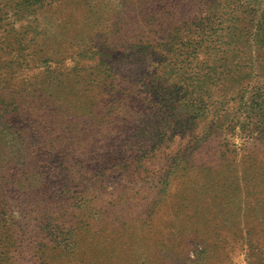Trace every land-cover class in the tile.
I'll list each match as a JSON object with an SVG mask.
<instances>
[{"label":"rangeland","instance_id":"1","mask_svg":"<svg viewBox=\"0 0 264 264\" xmlns=\"http://www.w3.org/2000/svg\"><path fill=\"white\" fill-rule=\"evenodd\" d=\"M135 1L0 0V264H264V63L239 86L217 69L204 115L141 147L151 66L119 97L105 84L116 45L149 28L131 21L181 0ZM173 95L200 106L195 87ZM222 109L225 130L197 142Z\"/></svg>","mask_w":264,"mask_h":264},{"label":"trees","instance_id":"2","mask_svg":"<svg viewBox=\"0 0 264 264\" xmlns=\"http://www.w3.org/2000/svg\"><path fill=\"white\" fill-rule=\"evenodd\" d=\"M182 2L184 0L177 2L173 11L169 10L168 2H164L159 8L160 13L136 17L131 23H145L149 28L127 35L123 43L116 45L119 48L115 49L113 61L120 65V69L109 75L105 84L113 96L119 97L124 92L134 90L136 77L141 76L147 67L152 68L144 75V85L138 89L144 94L145 105L154 112L152 124L147 129L138 128L134 134L136 143L141 147L148 143L156 147L165 138L166 134L162 131L168 129L176 121L175 118L194 121L204 115L208 104L200 92L210 83L217 69L224 76L233 75L232 81L238 86L258 80L261 76L258 65L264 63V0H194L202 6L194 18L177 12L178 4ZM133 4L145 5L146 0ZM244 49L248 55L243 52ZM253 61L255 65H252ZM137 68L140 69L139 74L133 78L131 74L134 75ZM125 73H130V76ZM255 85L249 83L241 87L253 89L252 100L248 106L245 105V110H249L253 118L256 111L252 110L256 108L257 94L261 90L254 89ZM189 87L197 88L200 96L194 101L200 106L194 108L191 105L188 113L181 109L174 110L173 104L184 98L174 96V90ZM222 110L213 122L215 126L209 123L208 130L197 142L204 141L216 131L225 130L221 128L223 124L219 123L220 119H227L226 109ZM109 116L110 112L107 113ZM100 122L111 123L104 119ZM143 123L146 124L144 120ZM121 147H126V144L123 143ZM117 156L123 161L127 160L124 151H119Z\"/></svg>","mask_w":264,"mask_h":264}]
</instances>
